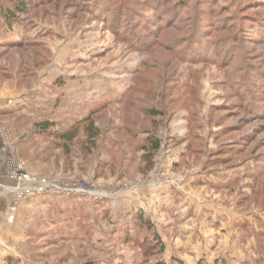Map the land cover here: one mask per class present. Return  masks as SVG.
Returning a JSON list of instances; mask_svg holds the SVG:
<instances>
[{
    "label": "rangeland",
    "instance_id": "obj_1",
    "mask_svg": "<svg viewBox=\"0 0 264 264\" xmlns=\"http://www.w3.org/2000/svg\"><path fill=\"white\" fill-rule=\"evenodd\" d=\"M121 1L0 0V264H144L125 239L154 232L150 264H264V0L229 34L200 6L219 26L197 60L178 26L146 38L135 19L131 38L140 8Z\"/></svg>",
    "mask_w": 264,
    "mask_h": 264
},
{
    "label": "trees",
    "instance_id": "obj_2",
    "mask_svg": "<svg viewBox=\"0 0 264 264\" xmlns=\"http://www.w3.org/2000/svg\"><path fill=\"white\" fill-rule=\"evenodd\" d=\"M255 2L254 0H252ZM118 5H124L125 3L123 1L120 2L118 0ZM133 4L137 3V6L140 8V11L130 8V14L134 18L130 22L129 26L126 28V30L129 32V36L131 38H134V35H132V31L135 24V19H137V22L140 23L138 26H142V30L147 31L148 33L146 38H153L158 36L160 34H165L167 32L166 30L168 28H173L175 26H178L179 31L182 32L184 30V33L186 31V37H184V41L181 45L177 46L175 48L176 52L179 54H176L180 59L184 58L185 55L190 56L191 60H197L199 58H202V56H205L207 58V55L204 53H201L202 51L197 52L194 50V46L198 44L201 40L205 39L211 30L214 31L215 28H217L219 25H216L219 21L218 19H215L217 16L216 10H202L200 9V6L202 5H209L212 4L213 6H218L219 9L223 12L222 14L227 17H225V20H228L235 17L234 19H230L229 23L224 24V21L221 22V26L225 27L223 32H226V34H229V32L240 30L244 31L245 26L248 24H254L255 21H251L249 19H253L250 16H242V11L251 0H131ZM193 4L190 5V4ZM221 3V4H220ZM172 5V8H170V5ZM254 4V3H253ZM141 8H151L152 14L151 16L146 15ZM226 8V9H225ZM247 9L249 6L246 7ZM129 10V9H128ZM142 10V11H141ZM228 10L233 12V16H231L228 12ZM8 17V15H6ZM247 17V18H246ZM9 18V17H8ZM246 18V20H242ZM237 20V22H236ZM114 24H116V19H113ZM253 22V23H252ZM153 26L157 28V32H153L154 29ZM206 29L204 30V28ZM120 34L119 32H117ZM149 34V35H148ZM168 34V33H167ZM162 38V41L164 43H172L173 44V37L172 35H163L160 36ZM227 40H215V46H214V56L215 59L224 64L226 62V55L229 53L228 51L230 49H227L230 44L235 46V42L232 41V37L225 36ZM139 37H136V41ZM202 42V41H201ZM190 48V49H189ZM180 50V51H178ZM193 50V51H192ZM227 52L226 54L224 53ZM234 55V53H233ZM193 58V59H192ZM189 60V61H191ZM231 63L228 65L230 66ZM264 83H259L258 85H261ZM259 88V87H257ZM263 90V89H261ZM157 114H160L158 111H148V116L155 117ZM85 120V121H84ZM81 124H88V119L85 118ZM90 123V122H89ZM51 126V123L49 122H41L37 125V129L40 133L45 134L49 132V128ZM75 130V129H74ZM73 128L63 131V132H54L52 135H55L56 137H59L63 142L66 144L72 143L76 136L74 134ZM85 131L88 133V141L95 138L97 135L94 129L92 127L88 126L86 127ZM161 142L156 139L154 136H150L147 139V144L145 147H143V151L145 152V155L143 157V160L147 163L151 164L152 157L160 150ZM138 225L141 229H145L146 231H151L152 226L148 222V220L144 219L142 215L138 217ZM125 242H133V244L140 249V253L144 257L143 263L144 264H150V259L154 256H159L163 253V245L160 242V239L158 235L154 232L151 236H144L142 239L138 240L135 238H127L125 239ZM155 264H163L161 261H158ZM203 264V263H199ZM217 264V263H215Z\"/></svg>",
    "mask_w": 264,
    "mask_h": 264
}]
</instances>
